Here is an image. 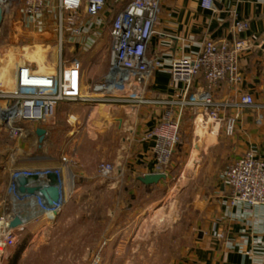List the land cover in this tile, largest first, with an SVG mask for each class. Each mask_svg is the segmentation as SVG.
Returning <instances> with one entry per match:
<instances>
[{
  "label": "built area",
  "instance_id": "1",
  "mask_svg": "<svg viewBox=\"0 0 264 264\" xmlns=\"http://www.w3.org/2000/svg\"><path fill=\"white\" fill-rule=\"evenodd\" d=\"M108 1L52 0L49 5L42 0H0L3 24L7 19L19 23L25 38L49 48L45 59L51 62L36 66L21 61L14 70L13 88L6 91L3 69L7 54L0 46V128L7 129L13 138H22L27 134L23 124L49 123L55 119L58 107L65 103L120 107L134 114L144 108L159 110L155 126L143 135L142 141L151 143L155 162L152 173L166 175L180 143L184 110L195 113L198 125L210 134L233 137L240 113L258 108L252 95L237 94L242 83L241 60L254 47L248 39L239 37L248 29V22H237L230 40L207 39L196 55L171 59L165 69L164 60L147 51L156 33L161 0H129L116 12L108 7ZM213 3V0H201V8L212 10ZM14 14L18 17H13ZM105 29L109 36L107 69L98 80L83 87V62L75 49L79 47L87 53L102 39ZM160 70L167 71L173 84L184 86L181 100L150 96L152 78ZM221 85L236 93L234 98L217 100ZM51 172L59 181L56 203L49 206L40 197L18 195L15 182L18 177L36 176L37 183L44 185L45 176ZM112 172L111 165L99 167L103 178ZM222 177L230 190L231 207L264 208V160L255 153L247 152L235 160ZM67 184L56 170L11 173L7 189L10 199L18 200L20 205L23 199L32 198L37 216L12 215L0 222V264L8 260L10 251L20 243L26 220L36 223L41 217L54 219L64 208ZM15 217L22 224L10 228Z\"/></svg>",
  "mask_w": 264,
  "mask_h": 264
},
{
  "label": "rangeland",
  "instance_id": "2",
  "mask_svg": "<svg viewBox=\"0 0 264 264\" xmlns=\"http://www.w3.org/2000/svg\"><path fill=\"white\" fill-rule=\"evenodd\" d=\"M13 22L5 20L0 36V46L7 54L4 66L10 73L4 78L6 91L12 90L14 70L21 61L36 66L51 63L45 59L49 48L25 38L19 23ZM104 34L109 42L108 29ZM108 48L104 59L101 55L95 58L89 84L102 76L101 64L108 65ZM87 105L61 104L51 122L23 124L27 134L22 138H13L7 129L0 128V173L50 169L68 182L64 188L67 203L54 218L53 226L19 259L30 238L23 234L8 264L13 258L14 264L188 263L198 233L195 222L201 219L197 209L201 198L219 187L205 180L209 161L207 152L199 149L206 143L205 130L198 121L189 119L192 113L182 117V145L167 168V179L144 192L132 183L136 175L130 168L135 157L128 150L133 138L130 117L135 114L120 107ZM114 115L121 120L120 133L116 129L119 120L111 122ZM37 126L46 131L42 143L35 134ZM118 142L122 145L119 159ZM105 164L113 166L107 178L99 173V167ZM224 169L220 167L219 171ZM2 182L0 222L8 216L22 215L18 200L10 199L4 178Z\"/></svg>",
  "mask_w": 264,
  "mask_h": 264
},
{
  "label": "crops",
  "instance_id": "3",
  "mask_svg": "<svg viewBox=\"0 0 264 264\" xmlns=\"http://www.w3.org/2000/svg\"><path fill=\"white\" fill-rule=\"evenodd\" d=\"M128 1L109 0L108 7L116 12ZM213 1V9L204 10L201 8V0H161L158 24L155 26L156 33L147 47L149 55L164 60L166 69L171 59L196 55L207 39L216 42L230 40L235 24L240 21H247L248 29L239 37L246 38L254 44V47L245 53L241 60L242 83L237 94L252 95L258 108L240 113L235 135L231 138L223 135L214 136L208 130H205L203 134L206 135V143L200 144L199 149L201 152H207L209 161V176H206L205 180L209 184L218 183L219 187L218 191L205 194L201 198L203 201L200 202V207H196L199 210L198 217L201 219L195 222L197 238L194 242V250L186 264H264V208L246 210L244 207H231L230 190L223 180L222 170L219 171L220 167L225 166L226 169L250 151L264 160V7L262 0ZM42 2L50 5L52 0H42ZM108 46V39L103 33L102 39L87 53L81 52L79 47H76L75 54L83 62V87L89 85L95 58L101 55L104 59ZM101 65L100 69L104 74L107 65L104 63ZM3 70V78L6 79L10 73L6 67ZM235 95L236 93L229 91L225 85H221L216 99H232ZM150 96L160 99L169 98L174 101L181 100L184 97V86L173 84L167 71L160 70L152 78ZM190 113L193 115H190L189 119H192L194 123L197 122L196 114L190 109L184 110L183 117H187ZM159 114V110L144 108L138 110L135 117H130L129 131L133 138L128 150H132L135 156L130 168L138 177L153 172L155 162L151 143L143 142L142 137L155 126ZM117 116L114 115L111 122L115 121ZM90 118L89 121H92V117ZM118 122L116 129L120 133L121 120ZM38 128L44 129L37 126L34 130ZM117 145L116 152L119 159L122 152L121 142ZM10 175L11 172L6 170L0 173L1 188L4 178L6 189H8ZM136 176L133 178H137ZM161 184L163 181L157 186ZM136 188H140L138 184ZM152 188L156 186L151 187L150 190ZM18 207L22 217L25 214L37 216L32 198L27 201L23 199ZM54 220L42 217L38 218L36 223L26 220L24 234H29L30 238L25 243L19 259L24 258L29 249L44 238L43 236L53 226ZM14 249L16 247L11 251ZM11 251L8 260L3 264H8ZM13 260L12 264L16 262L14 258Z\"/></svg>",
  "mask_w": 264,
  "mask_h": 264
},
{
  "label": "water",
  "instance_id": "4",
  "mask_svg": "<svg viewBox=\"0 0 264 264\" xmlns=\"http://www.w3.org/2000/svg\"><path fill=\"white\" fill-rule=\"evenodd\" d=\"M3 24V14L0 10V30ZM36 136L38 137L39 143L43 142L46 131L44 129H36ZM167 179L166 174L151 173L137 177L135 180L145 186H156L161 181ZM17 193L19 196H37L40 197L47 205L51 206L58 201L59 198V181L57 175L53 172L48 173L45 176V184L41 185L38 182L36 176H20L16 179ZM22 224L19 217H15L9 224L10 228H15Z\"/></svg>",
  "mask_w": 264,
  "mask_h": 264
},
{
  "label": "trees",
  "instance_id": "5",
  "mask_svg": "<svg viewBox=\"0 0 264 264\" xmlns=\"http://www.w3.org/2000/svg\"><path fill=\"white\" fill-rule=\"evenodd\" d=\"M108 21H109V19H108ZM182 145V141H181V138H180V143H179V145L177 146V148H176V151L180 148V146ZM176 151H175V153H176ZM175 153L173 154V156L175 155ZM173 156H172V158H173ZM136 177H138V176H136ZM136 178H133V184L136 186L137 184L139 185V189H141L142 191H146V192H148L149 190H150V188L151 187H153V185L152 186H145V185H142V184H140L139 182H137L136 180H135ZM155 187V186H154ZM156 187H157V185H156ZM152 189H155V188H152Z\"/></svg>",
  "mask_w": 264,
  "mask_h": 264
},
{
  "label": "bare ground",
  "instance_id": "6",
  "mask_svg": "<svg viewBox=\"0 0 264 264\" xmlns=\"http://www.w3.org/2000/svg\"><path fill=\"white\" fill-rule=\"evenodd\" d=\"M40 64H41V63H40ZM42 64H43V63H42ZM42 64H41V65H42ZM43 65H44V64H43ZM46 66H47V64H46ZM4 68H5V67H4Z\"/></svg>",
  "mask_w": 264,
  "mask_h": 264
}]
</instances>
